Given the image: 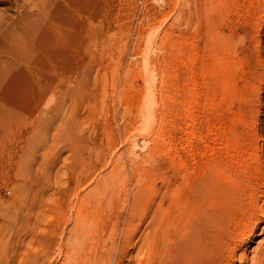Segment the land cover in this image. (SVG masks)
<instances>
[{
  "label": "rangeland",
  "instance_id": "1",
  "mask_svg": "<svg viewBox=\"0 0 264 264\" xmlns=\"http://www.w3.org/2000/svg\"><path fill=\"white\" fill-rule=\"evenodd\" d=\"M229 1L223 2L226 13L221 21L222 27L226 25V32L230 31L228 33L240 29L246 17L257 15L259 8L264 6L263 0H231L233 4ZM199 3L200 0H103L99 14L102 15L96 19L90 17L93 20H88L89 26L98 27L103 36L92 38L91 46L73 51V56L82 60L79 69L74 71L72 94L65 107L74 109V123L67 119L69 110L62 115L64 107L49 119V129L44 133L46 147L37 148V164L31 171H20L10 153L0 158V264H88L87 258L91 257L96 243L102 241L101 237H107L104 222L110 208L128 212L134 198L135 211L143 212L145 205L150 207V194H156V199L162 195L167 204L165 190L168 188L164 177H176L179 185L187 168L206 169L209 158L227 160V146L224 145H228L226 138L230 135L247 148L246 141L252 140L254 128L249 121L234 122V119L244 103L242 94L251 79L252 60L244 53L238 54V67L229 77L232 93L225 90L224 80L217 92L205 87L200 71ZM261 37L264 53V30ZM81 76L83 79H79ZM224 90L227 97L222 93ZM263 90L264 86L257 109L260 113L256 112V126L264 130ZM204 91L209 94L203 96ZM146 92L152 101V114L146 129H140L138 108ZM211 96L220 101L215 111L202 104L204 99H212ZM219 97H223V101ZM230 99L234 103L229 102ZM69 130L73 133L71 140ZM258 141L262 142L260 138ZM109 158H122L118 161L123 164L115 178L106 184L104 208L81 236L72 228L74 217L80 213L79 205L67 199L70 191L76 194L72 179L83 172L82 163L96 161L95 171L92 170L95 173L82 185L85 187L82 194L88 192L95 175L110 176ZM179 162L181 164H177ZM68 185L73 187L66 190ZM110 194H116L111 198L113 201L109 199ZM183 194L181 190L180 196ZM31 199H36L37 203L33 208L28 204ZM88 204L91 213L98 201ZM25 219L29 221L27 227L22 224ZM65 226L67 236L61 240ZM69 227L72 228L70 232ZM260 238L261 235L257 236L251 247ZM104 243L107 247L113 246L112 240Z\"/></svg>",
  "mask_w": 264,
  "mask_h": 264
},
{
  "label": "bare ground",
  "instance_id": "2",
  "mask_svg": "<svg viewBox=\"0 0 264 264\" xmlns=\"http://www.w3.org/2000/svg\"><path fill=\"white\" fill-rule=\"evenodd\" d=\"M224 1L200 0L197 9L202 41L200 71L206 88L211 87L215 92L224 80L223 85L227 86L225 90L232 93L234 90L229 85V77L238 67V54L244 53L250 57L251 79L246 89L244 87L241 111L232 119L234 122L249 121L254 128L251 131L252 140L246 141L248 145L244 148L245 144L236 137L228 136V145H224L227 146L228 159L208 157L209 163L203 164L206 169L198 170H188L187 165L183 164L188 173L185 172L179 185L176 177H164V174L168 188L165 190L168 192L167 204L162 195L156 199V194H150V207L145 205L143 212L135 211L134 198L128 212L110 208L104 222L108 230L107 237H101L102 241L96 243L91 257L87 258L88 264H264V130L261 125L258 128L256 126V114L260 113L257 109L264 86V53L261 50L264 6L259 8L257 15L253 13L251 18L246 17L243 20L245 24L233 34L226 32V25L221 26L226 13L222 8ZM0 3V158L10 153V158H13L20 171H31L37 164V148L46 147L44 133L49 129V119L64 107L62 115H66L69 110L68 117H65L74 123V109L65 107L72 94L74 71L79 69L82 60L78 61L73 51L83 46L85 49L93 44L92 38L103 36L98 27L89 26L91 16L96 19L102 15L99 14L103 0H0ZM236 19L232 20L237 22ZM79 79H83V76ZM187 83L190 86L191 83ZM204 93L203 96L209 94L207 91ZM218 93L221 94L220 90ZM211 98L200 100H203L204 108L215 111L220 101ZM232 99L235 100V97ZM138 110L141 119L139 128L146 129L152 114V101L148 92L143 95ZM57 133L58 130L53 136L56 137ZM68 133L71 140L73 133L71 130ZM259 138L262 140L260 144ZM111 158L110 176L103 178L102 175H95L93 186L88 192L82 194L85 189L82 185L95 173L96 161L82 163L83 172L72 179L74 187L68 185L66 188L69 190L73 187L76 192L73 194L70 191L67 199L73 205H79L80 213L74 217L72 228L81 236L88 230L89 222L98 217L104 208L102 201L106 184L120 170L122 162L118 160L122 158ZM181 190L184 197L180 196ZM115 195L110 194L109 199L113 201L111 198ZM35 200L28 202L30 208L37 204ZM92 200L98 201V204L90 213L88 202ZM22 224L27 227L29 221L25 219ZM72 228L69 227V232ZM67 232L65 226L61 240ZM259 235L261 238L251 247ZM107 240H112V247L105 245L104 241Z\"/></svg>",
  "mask_w": 264,
  "mask_h": 264
}]
</instances>
